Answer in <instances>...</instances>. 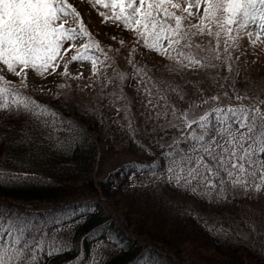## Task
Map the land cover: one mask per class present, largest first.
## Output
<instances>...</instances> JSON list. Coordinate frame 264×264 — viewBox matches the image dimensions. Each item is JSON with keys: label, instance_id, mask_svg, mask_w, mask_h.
I'll return each mask as SVG.
<instances>
[{"label": "snow or ice", "instance_id": "snow-or-ice-1", "mask_svg": "<svg viewBox=\"0 0 264 264\" xmlns=\"http://www.w3.org/2000/svg\"><path fill=\"white\" fill-rule=\"evenodd\" d=\"M89 3L101 23L127 39L110 36L117 47L98 39L70 0H0V187L53 182L25 164L66 158L91 140L79 122L36 98L48 95L68 107L75 83L92 97L77 104L79 114L151 157L128 162L136 170L130 184L170 186L214 206L234 194L264 197V87L240 78L241 57L247 62L248 50L254 60L264 52V0ZM148 55L159 59H137ZM30 74L37 79L30 82ZM93 212L0 201V264H48L73 247L76 264H108L124 249L103 225L83 234L91 242L86 254L72 239ZM187 214L216 237L255 242L264 256V211L235 219L229 213L227 223L222 213L210 217L191 206ZM133 264L158 261L141 253Z\"/></svg>", "mask_w": 264, "mask_h": 264}, {"label": "rangeland", "instance_id": "rangeland-1", "mask_svg": "<svg viewBox=\"0 0 264 264\" xmlns=\"http://www.w3.org/2000/svg\"><path fill=\"white\" fill-rule=\"evenodd\" d=\"M70 2L77 6L90 31L101 41L112 43L113 47H117L116 42L109 40L110 36L118 35L127 39L128 33L121 32L110 23H101V18L96 9L90 6L89 0H70ZM120 51L124 53L123 48ZM137 59L147 60L151 64L159 58L148 55L138 56ZM241 61V80L245 81L246 78L247 81H252L250 85L252 87L257 85L264 87V52H260L258 58L254 60L251 50H248L247 62H244V57H241ZM118 63L123 67L125 62L119 60ZM75 68L74 62L70 64V70ZM36 79L30 74V82ZM48 79L51 80V77ZM245 86L247 85L243 82L240 84V87ZM76 87L73 83L75 102L70 105L77 110L79 102L90 101L92 97L90 94H81L76 91ZM126 91L129 95L133 94L131 89ZM36 96L45 101L52 99L48 95L37 94ZM79 115L86 122L96 121L92 116ZM97 124L98 129L95 135L100 140V153L95 175L98 179L107 180L108 189L117 209L127 216L131 223L167 236L182 245L185 255L204 264H264V256L260 254L255 242L223 236L216 237L210 234L194 216L187 214V206H191L196 211L207 213L210 217L216 213H222L227 220L228 214L231 213L232 218L235 219L237 215L245 212L251 215L253 212L264 211V197L254 200L242 193L234 194L227 204L214 206L170 186L154 189L132 185L129 183V177L133 176L136 170L129 169L128 162L144 161L147 156L142 154L129 139L125 138L122 142L119 138L110 139L107 133L112 129Z\"/></svg>", "mask_w": 264, "mask_h": 264}, {"label": "trees", "instance_id": "trees-1", "mask_svg": "<svg viewBox=\"0 0 264 264\" xmlns=\"http://www.w3.org/2000/svg\"><path fill=\"white\" fill-rule=\"evenodd\" d=\"M59 110L66 118L79 122L87 130L91 137L83 147H76L66 158L40 157L30 159L25 168L31 167L41 175H51L55 179L51 183L28 182L16 186L0 187V201H7L24 208L31 206V210L47 207H63L68 205L75 209L86 211L93 208V214L87 215L86 222L76 228L72 237L74 244H79L83 253H87L90 247L88 239H82L83 234L95 228L97 225L105 227V235L111 233L123 246V251H117L108 259V264H133L134 258L143 253L146 257L158 261V264H204L188 255L182 250V245L172 241L167 236L151 232L149 229L131 223L120 212L107 186V180L96 177L97 165L100 153V140L95 135L98 124L91 120L86 122L80 117L76 108L71 106L61 107L56 100H41ZM15 155V151H13ZM3 156L0 150V157ZM150 156L144 161H149ZM6 167H16L7 164ZM129 169L135 170L128 166ZM227 223L228 220H225ZM230 239H237L230 237ZM77 255L76 247L56 256L48 264H76L73 257Z\"/></svg>", "mask_w": 264, "mask_h": 264}]
</instances>
